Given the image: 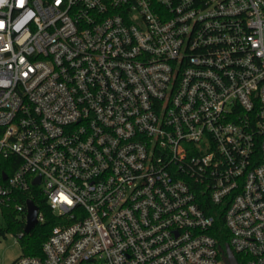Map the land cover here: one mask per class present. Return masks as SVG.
Listing matches in <instances>:
<instances>
[{
  "label": "built area",
  "instance_id": "2783aa9c",
  "mask_svg": "<svg viewBox=\"0 0 264 264\" xmlns=\"http://www.w3.org/2000/svg\"><path fill=\"white\" fill-rule=\"evenodd\" d=\"M29 200L11 264H264V0L0 4V243Z\"/></svg>",
  "mask_w": 264,
  "mask_h": 264
},
{
  "label": "trees",
  "instance_id": "16d2710c",
  "mask_svg": "<svg viewBox=\"0 0 264 264\" xmlns=\"http://www.w3.org/2000/svg\"><path fill=\"white\" fill-rule=\"evenodd\" d=\"M214 209L215 208L210 202L204 203V210L207 211L208 214H214ZM43 212L46 217L45 224H38L31 232V234L24 239V244L26 245V248H24V250L26 255L40 256L42 243L46 241L52 229L58 224L56 218L52 216V213L48 208L44 209ZM12 222L14 223H10V232L17 234L24 231L26 226L24 217L17 216L13 218ZM227 229L228 228H226L224 224L223 215L220 214L217 217L216 225L210 234L216 237L220 241V244L223 245V247L227 246V244H229L230 242V235ZM236 258L240 264H244V259L242 258V256L236 254Z\"/></svg>",
  "mask_w": 264,
  "mask_h": 264
},
{
  "label": "rangeland",
  "instance_id": "374dc122",
  "mask_svg": "<svg viewBox=\"0 0 264 264\" xmlns=\"http://www.w3.org/2000/svg\"><path fill=\"white\" fill-rule=\"evenodd\" d=\"M0 254L3 256L5 264H11L20 259L25 254L24 239H18L16 236L10 234L7 240H3L0 243Z\"/></svg>",
  "mask_w": 264,
  "mask_h": 264
},
{
  "label": "water",
  "instance_id": "95a60500",
  "mask_svg": "<svg viewBox=\"0 0 264 264\" xmlns=\"http://www.w3.org/2000/svg\"><path fill=\"white\" fill-rule=\"evenodd\" d=\"M35 183H39V179H37L35 181ZM28 219H27V224L25 227V233L29 234L33 231V229L35 228L36 224H37V215L39 212V208L38 206L34 203V201L29 200L28 203ZM222 253H224L225 257V264H240L236 258V256L234 255V253L232 252L231 247L227 244V246H225L224 248L221 249Z\"/></svg>",
  "mask_w": 264,
  "mask_h": 264
},
{
  "label": "clouds",
  "instance_id": "9594fccd",
  "mask_svg": "<svg viewBox=\"0 0 264 264\" xmlns=\"http://www.w3.org/2000/svg\"><path fill=\"white\" fill-rule=\"evenodd\" d=\"M5 2V0H0V4H2V3H4Z\"/></svg>",
  "mask_w": 264,
  "mask_h": 264
}]
</instances>
